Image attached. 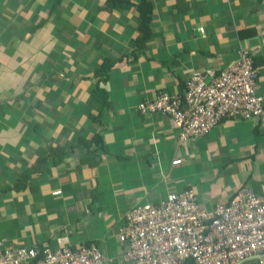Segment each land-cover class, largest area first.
I'll return each instance as SVG.
<instances>
[{
	"label": "crops",
	"instance_id": "0c3cea01",
	"mask_svg": "<svg viewBox=\"0 0 264 264\" xmlns=\"http://www.w3.org/2000/svg\"><path fill=\"white\" fill-rule=\"evenodd\" d=\"M146 3L0 0L4 246L95 244L106 264H130L121 230L133 210L185 190L208 212L245 188L264 194L258 121H225L180 144L169 118L139 111L160 94L182 96L195 76L231 68L241 50L252 53L264 99V0ZM144 19L149 40L138 51ZM106 62L116 65L96 123V74ZM244 264H264V256Z\"/></svg>",
	"mask_w": 264,
	"mask_h": 264
},
{
	"label": "built area",
	"instance_id": "2783aa9c",
	"mask_svg": "<svg viewBox=\"0 0 264 264\" xmlns=\"http://www.w3.org/2000/svg\"><path fill=\"white\" fill-rule=\"evenodd\" d=\"M259 75L252 53L241 50L231 68L195 76L182 96L160 94L139 111L169 118L179 128L180 144L206 138L225 121L256 120L264 127ZM121 233L130 264H244L264 256V194L245 188L213 212L200 207L192 190L170 194L133 210ZM0 264H106V259L95 244L52 250L0 242Z\"/></svg>",
	"mask_w": 264,
	"mask_h": 264
},
{
	"label": "trees",
	"instance_id": "16d2710c",
	"mask_svg": "<svg viewBox=\"0 0 264 264\" xmlns=\"http://www.w3.org/2000/svg\"><path fill=\"white\" fill-rule=\"evenodd\" d=\"M143 2L146 4V8L148 9L146 0H143ZM147 22L148 21L146 19L141 21V25L139 26V29H138L139 33L142 34L141 37L137 38L135 41L136 49L138 51L143 50L146 46V42L149 40ZM115 65H116L115 63L106 62L103 68L96 74L98 78V82H97V88L94 92V101H93L94 106L93 107L97 114L92 116L93 121L96 123L101 122V117L103 115V112L107 108V101L105 99L106 94H105V90L102 88V85L108 82L109 73ZM97 140L101 141L99 137L97 138Z\"/></svg>",
	"mask_w": 264,
	"mask_h": 264
}]
</instances>
